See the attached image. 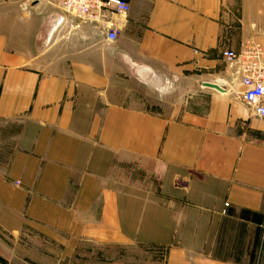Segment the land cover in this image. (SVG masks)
Wrapping results in <instances>:
<instances>
[{
  "label": "crops",
  "instance_id": "0c3cea01",
  "mask_svg": "<svg viewBox=\"0 0 264 264\" xmlns=\"http://www.w3.org/2000/svg\"><path fill=\"white\" fill-rule=\"evenodd\" d=\"M125 1L109 41L61 0H0V225L22 241L0 255L264 264V119L222 57L264 46V0Z\"/></svg>",
  "mask_w": 264,
  "mask_h": 264
},
{
  "label": "built area",
  "instance_id": "2783aa9c",
  "mask_svg": "<svg viewBox=\"0 0 264 264\" xmlns=\"http://www.w3.org/2000/svg\"><path fill=\"white\" fill-rule=\"evenodd\" d=\"M61 8L66 17L77 20L78 25L105 22V38L109 41L116 39L117 31L106 20L107 14L126 15L130 11L125 0H61ZM222 57L244 86L243 103L255 117L264 119V46L248 42L238 51L224 50Z\"/></svg>",
  "mask_w": 264,
  "mask_h": 264
},
{
  "label": "rangeland",
  "instance_id": "374dc122",
  "mask_svg": "<svg viewBox=\"0 0 264 264\" xmlns=\"http://www.w3.org/2000/svg\"><path fill=\"white\" fill-rule=\"evenodd\" d=\"M134 92V96L135 97H139V98H145L144 102H145V106L147 108H151V109H159V110H164L165 108V103L163 101V95L159 94L158 92H155V94L152 95H147L148 92L147 90L144 89H133ZM177 99H180V97H178ZM4 144H0V162H1V158H3V146ZM4 183V184H8L7 182H5L4 178H0V184ZM21 243L22 241H20L19 239L17 241L12 240V236L9 235L5 229L4 226L0 225V252H3L6 249H13L15 247L21 248ZM4 253V252H3ZM15 259V258H14ZM98 261L99 259H94V263L95 261ZM31 261V260H30ZM66 261H68V258H66ZM0 264H16L15 261L10 262L8 261L4 256L0 255ZM19 264V263H18Z\"/></svg>",
  "mask_w": 264,
  "mask_h": 264
},
{
  "label": "water",
  "instance_id": "95a60500",
  "mask_svg": "<svg viewBox=\"0 0 264 264\" xmlns=\"http://www.w3.org/2000/svg\"><path fill=\"white\" fill-rule=\"evenodd\" d=\"M208 86L213 87V88H216V89H219V87L216 86V85L209 84Z\"/></svg>",
  "mask_w": 264,
  "mask_h": 264
}]
</instances>
